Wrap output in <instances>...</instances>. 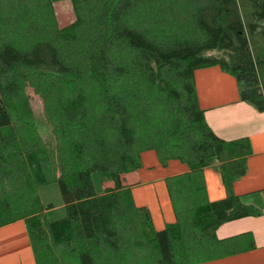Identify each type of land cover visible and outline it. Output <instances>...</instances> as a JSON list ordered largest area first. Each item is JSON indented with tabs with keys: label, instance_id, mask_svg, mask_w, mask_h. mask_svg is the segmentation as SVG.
I'll use <instances>...</instances> for the list:
<instances>
[{
	"label": "trees",
	"instance_id": "trees-1",
	"mask_svg": "<svg viewBox=\"0 0 264 264\" xmlns=\"http://www.w3.org/2000/svg\"><path fill=\"white\" fill-rule=\"evenodd\" d=\"M74 21L60 27L55 3ZM218 67L264 112V0H0V228L24 221L36 264H203L255 248L225 223L261 215L233 192L249 140L224 141L199 106L195 72ZM54 135L39 130L27 90ZM155 152L176 221L154 229L123 176ZM218 165L226 198L203 170ZM101 184L97 193L92 175ZM56 183L65 216L38 190Z\"/></svg>",
	"mask_w": 264,
	"mask_h": 264
},
{
	"label": "crops",
	"instance_id": "crops-1",
	"mask_svg": "<svg viewBox=\"0 0 264 264\" xmlns=\"http://www.w3.org/2000/svg\"><path fill=\"white\" fill-rule=\"evenodd\" d=\"M195 86L211 131L224 141L249 140L252 155L247 160V173L235 182L233 192L244 204L261 209L258 217L225 223L216 231L219 240L250 234L253 250L203 264H264V112L243 102L233 76L218 67L196 71ZM141 160L142 168L123 176V183L131 187L135 205L149 210L154 229L162 231L176 221L166 179L187 173L188 167L171 161L166 166L171 173L158 174L157 166L161 164L155 152L144 153ZM203 176L208 200L225 199L218 165L205 168ZM0 264H36L24 221L0 228Z\"/></svg>",
	"mask_w": 264,
	"mask_h": 264
},
{
	"label": "rangeland",
	"instance_id": "rangeland-1",
	"mask_svg": "<svg viewBox=\"0 0 264 264\" xmlns=\"http://www.w3.org/2000/svg\"><path fill=\"white\" fill-rule=\"evenodd\" d=\"M54 8H55L58 24L60 27L67 26L68 24L74 21L75 17L70 2L64 1V2L55 3ZM27 93L30 98L32 109L36 115V119L37 121H39V123H41L39 124V130L41 132L42 137L47 142L50 141L52 144H54V135L51 127L48 125V122L45 120L44 106L42 100L34 93L33 89L31 88L27 90ZM157 167L158 170L156 171V173L158 174H161L162 172L169 174L171 173V171L166 169V167L163 166H162L163 168L161 166H157ZM92 181L97 193H101L104 188L113 187L112 183L102 185L100 181V176L98 174L92 175ZM38 193L44 205L51 204L53 206V208L48 212L49 220L59 219L65 216L61 194L59 191V187L56 183L39 188Z\"/></svg>",
	"mask_w": 264,
	"mask_h": 264
}]
</instances>
